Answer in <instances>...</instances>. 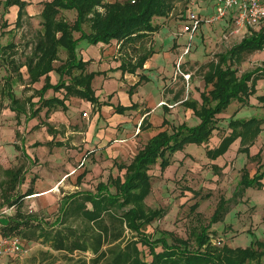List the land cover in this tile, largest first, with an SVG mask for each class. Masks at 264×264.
I'll return each mask as SVG.
<instances>
[{"label": "trees", "instance_id": "obj_1", "mask_svg": "<svg viewBox=\"0 0 264 264\" xmlns=\"http://www.w3.org/2000/svg\"><path fill=\"white\" fill-rule=\"evenodd\" d=\"M179 0H48L43 2L42 30L35 38L31 54L26 61L18 62L14 51L15 43H10L5 50L9 54L3 58L4 63L14 65L12 72L22 79L21 67L26 65L30 75V83L39 81L43 76L46 83L40 91L42 105L49 110L54 104H59L63 110L68 106L59 98L45 99V92L49 88L56 91L65 89V97L78 96L95 105L107 104L100 102L92 82L100 72H88V62L83 61L79 55L78 45L82 40L96 45L100 42L110 43L117 40L120 44L119 52L132 46L135 49L137 43L143 42L151 34L160 30V26L154 24L156 17L168 18L172 16L176 3ZM181 1V0H180ZM187 5V0H182ZM28 0H4L3 17L9 12V7H19L16 28L22 27L25 17L28 16L26 8ZM63 10H74L76 18L73 23L63 15ZM89 23L91 31L84 30V24ZM8 26L7 21L2 24ZM80 37H75V33ZM60 49L67 51V59L59 66L54 67V62L59 60ZM264 50V27L253 30L236 44L232 49L221 53L217 62L209 65L204 75L206 86L213 88L201 93V102L194 98H187L183 105L193 110L199 122L189 125L186 122L173 125L165 118L164 130L153 135L147 143L137 152L129 164H120L119 168L125 170L124 176H117L109 182L101 181L97 185L96 192L85 190L70 194L64 199L60 221H68L70 215H80L84 219L81 228L67 226L55 233L47 232L46 240L51 241V246L58 251L73 254L76 251L85 253L92 251L95 257L91 258L92 264L106 261V264H264V239H255L248 246L232 247L227 244H215L209 233L213 224L224 220L228 213L229 199L222 197L215 209L211 220L207 225L201 224L195 234V246L191 240L176 235L173 231H162L159 236L147 233L146 227L157 218L164 215L163 208H149L146 198L152 191V167L160 162L162 170H166L173 164L172 155L182 151L189 144L203 145L208 143L214 135V131L220 127L219 115L225 112L234 101H239L242 106L248 105L250 98L256 96L264 103V94L258 95L257 81L264 78V68H256L240 73L235 62L240 61L245 54H252ZM7 54V52H5ZM154 50L149 49L143 53H122L123 59L120 69L132 74L144 69L145 63L150 59ZM56 71L60 78L57 84L51 83L50 72ZM69 76L67 80L65 77ZM145 80H140L131 87L130 93ZM19 100L13 98L16 103ZM33 105L32 98L25 100L24 105ZM118 105L116 111L125 113L134 109ZM49 110L47 114H49ZM264 117H252L250 119L231 118L229 127L231 132L222 136L218 147L207 150L211 159H217L224 155L230 146L241 139L240 151H248V144H252L262 131ZM48 124V123H47ZM147 117H144L139 129L147 130L151 127ZM52 132L51 125L48 127ZM171 129V130H170ZM40 144V143H37ZM62 144V143H59ZM246 146V147H245ZM258 161L257 173L250 177L247 167L239 181L237 192L243 193L247 188H262L264 178V161ZM85 170L80 178L87 175ZM9 179L4 184V203L16 206L14 215L7 216L2 226L0 235L22 238L25 230L34 227L31 215L23 212L24 199L36 193L32 179V185L24 194L14 193L24 183L22 168L7 171ZM112 187L115 188L112 191ZM90 204L91 207L88 205ZM199 206L196 203L193 209ZM1 222V221H0ZM56 224V223H55ZM41 227V222L36 225ZM135 233V237L127 238V231ZM41 234H45L44 232ZM170 235V237H168ZM149 248L151 259H147L141 246ZM161 247V251L157 248ZM82 264H89L87 261Z\"/></svg>", "mask_w": 264, "mask_h": 264}, {"label": "rangeland", "instance_id": "obj_2", "mask_svg": "<svg viewBox=\"0 0 264 264\" xmlns=\"http://www.w3.org/2000/svg\"><path fill=\"white\" fill-rule=\"evenodd\" d=\"M185 8V3L179 0L176 3L172 16L170 15L169 18H166L163 23L160 21L163 17H156L154 19V24L160 26V29L162 25H166V31L162 34L165 39L168 34H171L170 41L173 43V38L176 40V46H172L171 50H163L161 53L163 61H166V65L170 69V73L167 75L169 85L164 87V93L165 97H185V100L187 98H194L201 102V93L203 91L208 92L213 88L211 85L206 86L204 81V75L208 71L210 63L217 62L219 55L232 49L242 40V37L222 40L224 27L216 24L210 26V28H205L207 24H202L203 27L195 33L192 40L191 51L185 55L178 68L176 66L177 58L181 55L180 52L190 43L189 34L178 36L175 33L184 20L182 14ZM199 8V6H195L194 10L199 12ZM62 15L71 23L76 18L74 10H63ZM2 24L1 18L0 25ZM85 26H87V23ZM40 29L42 27L40 28L38 24L34 25L31 23L24 30L28 31L25 32L27 34L25 36L22 35L23 33L20 34L23 39H18V45L16 44L18 49H14V51L18 52L16 57L19 52L23 51L24 54L30 46H34L35 38ZM161 32L160 30L156 31L143 42L137 43L135 49L130 46L129 48H125L122 53L136 55L149 49L159 51L163 43L162 39H164L161 36ZM76 35H79V33ZM64 53L66 54V52H60L62 56ZM122 53L120 52V54ZM171 59L173 60L170 67L168 62ZM235 66L240 73L254 70L258 67L264 68V50L243 55L240 61L236 60ZM180 71L186 75H190V78L187 79ZM150 76L152 77L151 82L141 89L144 93L142 96L157 84L156 80L153 79L154 73L150 74ZM257 91L258 95L264 93V78H260L257 81ZM176 93L179 94L176 95ZM240 106V102L235 101L234 104H231L225 110V116L220 117L219 125H223V128H221L224 131L228 129L231 118H234H230V116ZM168 109L170 108L168 107ZM243 111L249 117L248 119L252 117L260 118L258 115H261V118L264 117V106L259 109L255 105ZM243 111L238 115L242 114ZM169 114L171 115L170 120L173 122V125H180L186 122L192 126L199 122L194 112L185 106L180 111L176 110ZM84 117H89V113L88 116ZM241 117L242 115L238 116V118ZM45 118H48V116ZM45 118H40L41 124L49 123ZM92 118L93 113H91L90 120ZM82 127V129L87 128L88 123L83 124ZM59 129H63V126L60 125ZM222 129L221 135L224 136L225 134L222 133ZM263 130L264 123L262 124ZM135 131L136 136L128 143L115 142L114 138L109 140L106 146H103L98 141L91 142L88 150L83 155L79 154V152L83 151L80 147L84 148V145L76 142L77 135L69 134L70 138L63 141V145L61 146L55 141L56 136L51 142L46 143L48 140L44 137V134H39L37 139H41L43 142H39L40 144L36 145L40 147L34 150L30 149V152L34 155L31 161L24 154L20 159L14 158L11 167L14 170L22 168V176L25 177V182L11 194L13 196L17 193L24 194L32 185L31 180L33 178H42L48 181L53 176L62 174L64 165L71 166V170L74 169V172H72L74 174L64 185L58 183V185L54 186V191H41L36 197H25L22 210L25 215H31V221L35 226L26 229L25 234L22 235L21 246L24 248V251L19 254H13L10 257H4L1 259V262H4V264H82V262L87 261L89 264H92L90 262L91 258L95 257L92 251L85 253L76 251L73 254H69L65 251L55 250L51 246V241L46 240V233H55L57 230L67 226L77 228L83 226L84 219L80 215H70L68 221L56 222L59 216L65 219L61 214V207L65 203L64 199L78 191L90 190L96 192L99 182H109L110 179L119 175L124 176L125 170H121L119 165L129 164L137 152L152 137V133L140 130L139 126ZM20 136L19 134L18 138H16V141H19V143H21ZM63 136L67 138L66 134ZM113 143L114 145H112ZM186 147L184 150L172 155L175 166L162 170L160 162H158L150 171L152 175V191L146 198V204L149 208H163L165 212L162 217L157 218L151 225L146 227L147 233L159 236L162 231H173L180 237L190 239L191 244L195 246L194 232L199 231L201 224H208L219 205V201L222 197H225L229 199L228 213L225 215L223 221L213 224L209 230L213 242L217 245L218 241H220L222 245L245 247L250 245L255 239H264V185H262V188L255 186L247 188L243 193L237 192L244 168L247 167L250 177H253L257 173L258 161L250 159L247 161V164L242 165L240 163L241 160L236 162L233 160L231 164H223L222 166L217 164L214 166L206 160L208 143L201 146L189 144L190 148ZM70 149L78 151L72 152ZM259 160L264 161V141ZM176 167L178 168L176 169ZM71 170H65L64 172L70 173ZM85 170L88 171L87 175L80 178V175ZM7 179L8 176L5 170L0 167V226L5 223V217L14 215L17 211L16 206L10 207L7 203H4L3 183ZM262 182L264 184V178ZM57 186H59V189L56 188ZM111 189L112 191L115 190L114 187ZM196 203L199 206L193 209ZM88 205L91 207L90 204ZM6 209L7 212L5 213L4 210ZM39 222H41L42 228L36 226ZM43 232L45 234H41ZM135 235V233L127 231V238L135 237ZM141 248L146 258L151 259L152 256L149 248L145 246H141ZM161 250V247L157 248V251ZM99 264H106V261H102Z\"/></svg>", "mask_w": 264, "mask_h": 264}, {"label": "crops", "instance_id": "obj_3", "mask_svg": "<svg viewBox=\"0 0 264 264\" xmlns=\"http://www.w3.org/2000/svg\"><path fill=\"white\" fill-rule=\"evenodd\" d=\"M3 1L4 0H0V21L1 18L2 23L4 20L7 21L8 26L3 28L2 25H0V167L5 170L6 174L8 170L12 169L11 166L14 158L17 157L16 159H20L23 154L29 161L34 158L30 149L34 150L40 147L36 146L37 143L43 142V140L37 139L39 134H44V137L48 140L46 143L51 142L56 136L55 141L57 144L69 139V134L77 135L78 138L76 142L84 145V148L80 147L83 151L79 152V154L83 155L88 150L90 143L94 141L101 142L103 146H106L107 142L113 138L115 139V142L120 143H128L132 141L136 136L135 130L138 126L140 127L144 117H147L149 123L152 125L149 129L144 131L152 133L153 136L159 131L168 128V126H163V122L165 118L169 120L171 119L170 112H175L176 110L180 111L181 108L184 107L183 101L185 100V97H165L164 93V87L169 85L167 75H169L170 69L168 68V65H166V61H163L161 53L163 50H171L172 46H176V40H174V38L173 43L170 41L171 34H168L166 39L164 38V35H162L163 32L166 31V25L164 24L160 29V31H162L161 36L164 38L162 39L163 43L160 41L162 43L161 48L159 51L156 50L153 56L147 60L144 69L138 70L135 74L123 72L119 68L124 56L123 54H120V52L118 53L120 44L117 40H112L110 43L100 42L96 45L89 44L88 42L85 43V40L80 41L78 45L79 55L83 61L88 62L87 71L101 72L95 76L92 86L100 102H107V104L95 105L78 96H70L66 98L65 89L62 88L61 90L56 91L54 88H49L45 92V99L56 97L64 100L65 104L68 106V109L65 111L61 105L54 104L49 110L48 106L42 105V95L37 92L45 85V76L35 83H30V75L26 65L21 67L22 79H20L15 72H12L14 65L4 63L3 61V58L9 54V52L5 50V47L10 43L18 45V39H23L20 34L23 33V36L27 34L25 32L28 31L24 30L28 25L32 23L34 25L38 24L40 28L42 27L41 14L44 9L43 2L48 0H28L29 4L26 8L28 16L25 17L24 25L19 28H16L19 7L16 5L9 7V12L3 17ZM106 1L113 2L115 0ZM212 11L213 5L211 1L201 5L199 8V13L204 16L211 14ZM164 20H166L164 17L160 19L161 23H163ZM85 25L86 24H84V30L90 32V24L87 23V26ZM218 25L226 27L227 22L224 21ZM205 28H210V26L207 25ZM41 30L42 29L39 31ZM39 31L37 35L39 34ZM77 33H75V37L78 38L81 34L79 33V35H76ZM15 49H18V47ZM31 49L32 47L30 46L28 51L26 50L24 54L23 51L19 52L16 57L17 61L24 63L27 56L31 54ZM5 52H7V54ZM60 52H66V54L64 53L62 56ZM183 52L184 50L180 53ZM59 54V60L54 62V67H59L67 59V51L65 49H60ZM172 60L173 59L168 62L170 67ZM152 73H154L153 79L156 80L155 82L157 84L154 85L153 89L148 90V92H145L146 94L142 96L144 93L141 89L151 82L152 77L150 74ZM141 76H144L146 80L137 86L136 89H134L133 94H131V86L135 85L140 80ZM50 78L52 84H57L60 76L56 71H52L50 72ZM65 78L68 80L69 76H66ZM178 94L179 93H176V95ZM13 98H16L19 101L14 103ZM28 98H32L33 105H24L25 100ZM118 105L128 107L135 105V108L127 110L125 113H118L116 111V106ZM255 105L260 109L264 106V103L260 102L257 97H251L249 104L245 106H242L241 104V106L233 112L230 118H238V116L242 115L241 118L248 119L249 117L244 114L243 110ZM168 107L170 109H168ZM48 110L49 114H47ZM85 111L89 113V117L83 116ZM241 111H243L242 114L238 115ZM91 113H93L92 120H90ZM47 116L48 118H45ZM221 116H225V114L222 113L219 115V118ZM258 116L262 117L261 115ZM42 117L51 124L53 128L52 132H50L49 129L47 130L50 125L49 123V125L41 124L40 118ZM86 123H88V127L82 129V125ZM60 125L63 126V129L61 130L59 129ZM218 126L220 129L217 128L214 131V135L210 142H208V148L206 150L214 149L219 146L222 139L221 129L223 128V125H219L218 123ZM63 132L67 135V138L63 136ZM230 132L231 129L229 126L226 131L222 129V133L225 135H228ZM19 134L21 135V143L16 141ZM263 141L264 130L254 143L246 145L247 147L245 146L249 149L248 152L246 150L242 152L240 151V148L242 147L241 139H237L224 155L213 160L209 158L206 153V160L214 166L217 164L220 166L223 164H231V161L233 160H235V162L241 160L240 163L245 165L248 160L252 159L255 161L256 155L262 154ZM59 145L62 146L63 143ZM112 145H114V143ZM186 148H190L189 145H187ZM70 150H72V152L78 151L76 149ZM173 166H175L174 163L169 167ZM70 167L71 166L64 165L62 174H57L48 181H45L42 178H36L34 184L36 193L31 195V197H36L41 191H54V186L58 185V183L64 185L68 182L70 177L74 174L72 173L74 172V169L71 170ZM177 168L178 167H176V169ZM65 170L71 171L68 173L64 172ZM7 180L3 183V186ZM56 188L59 189V186ZM4 212L6 213L7 209L4 210ZM6 218L7 217H5V219ZM4 257L10 256H3L2 258ZM1 259L0 264H4V262H1Z\"/></svg>", "mask_w": 264, "mask_h": 264}, {"label": "built area", "instance_id": "obj_4", "mask_svg": "<svg viewBox=\"0 0 264 264\" xmlns=\"http://www.w3.org/2000/svg\"><path fill=\"white\" fill-rule=\"evenodd\" d=\"M212 2L213 11L211 14L204 16L194 10L195 6H201L208 0H187L186 8L183 11V22L175 32L178 36L189 34L190 43L185 47L184 52L177 58L176 66L179 68L185 55L192 49V40L195 33L203 27L202 24L214 26L226 21L224 33L221 39L228 40L235 37L249 35L251 31H259L264 27V0H209ZM187 79L186 75L180 71ZM165 104V103H163ZM167 104V103H166ZM168 105V104H167ZM170 106V105H169ZM88 116V112H84ZM21 239L14 236L0 235V259L3 256H11L24 251L21 246ZM218 244H221L218 241Z\"/></svg>", "mask_w": 264, "mask_h": 264}]
</instances>
